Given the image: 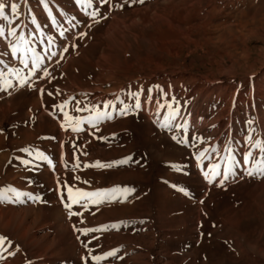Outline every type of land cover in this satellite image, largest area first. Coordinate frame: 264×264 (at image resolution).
Instances as JSON below:
<instances>
[{"label":"rangeland","instance_id":"obj_1","mask_svg":"<svg viewBox=\"0 0 264 264\" xmlns=\"http://www.w3.org/2000/svg\"><path fill=\"white\" fill-rule=\"evenodd\" d=\"M109 4L126 6H101L99 23L77 0H7L0 16V72L27 75L10 48L23 36L50 73L23 86L6 75L12 86L0 90V264H264V177L237 164L222 185L204 178L209 163L223 165L225 146L237 161L246 150L260 158L251 144L264 141V0ZM172 97L179 115L164 128L170 109L156 101ZM66 100L64 110L84 120L79 132L58 107ZM77 102L111 118L90 125ZM185 122L187 133L176 129ZM65 185L74 196L132 191L72 203L69 216ZM10 187L40 199H16Z\"/></svg>","mask_w":264,"mask_h":264},{"label":"snow or ice","instance_id":"obj_2","mask_svg":"<svg viewBox=\"0 0 264 264\" xmlns=\"http://www.w3.org/2000/svg\"><path fill=\"white\" fill-rule=\"evenodd\" d=\"M140 2L143 3V0H132V3ZM77 3L80 4L82 7H91L93 10L91 13L86 12L85 14L90 16L92 21L94 23H99L101 20L106 19L107 17L103 15L100 11L101 6H108L110 9L112 7H117V8H123L126 5L125 4H109V0H77ZM7 0H0V16L4 15L5 8H6ZM130 6V5H127ZM45 7H47V4H45ZM18 10V5L16 3L11 4V11L13 14H16ZM49 15L51 16V12H49ZM99 18V19H97ZM53 23H56L55 19L53 18ZM9 34H14V30H9ZM0 35H3V29H0ZM61 36H64L65 33L62 31L60 33ZM86 35V33H80V36L83 37ZM48 45L51 46L53 43V37L49 36L48 37ZM29 41L25 40L23 36H21L15 43L10 44L11 48V53L13 56H17L19 54V63L23 65L24 69H28L27 75H21L23 69L19 68H9L8 73H2L0 72V78H2V83H0V90H6L4 89V85H7L8 87L12 86L11 80L6 78V75H11L13 78H16L19 80V83L23 86L28 83V80L31 76H36L39 77L40 73L43 72L44 76L47 77L50 75V73L47 71V68L44 66V59L45 56H42L39 52L36 51L35 48L29 47ZM69 49L65 48L64 51L67 52ZM57 55L56 52H51L49 55V58L55 57ZM41 92L43 91L42 89L40 90ZM148 92H151V89L148 90ZM48 95H52V93H48ZM136 98V104L135 107L139 109L141 107V102L139 99V91L137 93L132 94ZM149 100H151V96L148 97ZM69 101H65L62 105H59L58 107L60 110L63 112L64 119L65 121L73 122L77 125L75 127H72L73 132H79L81 131V128L79 127L80 124L84 123V120L80 117H75L73 118L72 116L69 115L67 111H65V107ZM179 101L176 100L175 97H172L171 100L169 101H164L161 102L160 100L156 101L157 108H164L167 107L170 109L168 116L165 118V122L161 124V127L168 128L170 127L168 121L169 120H174L178 115H179V109L177 107H174V105H178ZM109 103L105 102L104 103V108L107 109L109 107ZM128 105H125L124 108L121 109L122 114L127 113ZM77 111H84V110H89L92 114L87 118V123L92 125L96 122H99L104 119H110L111 114L108 111H101L95 106H93L91 109H86V108H81L79 106V102H77ZM252 121H249V128L251 130V125ZM64 127V125H61ZM177 130L183 129L185 133H187L188 128H187V122L184 124H176L175 125ZM172 139L176 140L177 143H188V140L186 138L179 137L177 135H173ZM195 139V137H193ZM251 131L249 135L246 137L245 142H248V140H251ZM195 147V145H193ZM251 147H258L260 150V158L256 159L253 156V153L250 150H246L243 153L242 160L237 161L236 156H235V149L225 146V151L227 152V156L224 158V163L223 165L219 162H212L207 165V170L204 172V178L208 181L209 184L213 182L217 177H222L219 180V184L222 185L225 180H227L228 176L230 174L235 175V167L237 164H242L244 166L247 165H252V170L247 171V175L252 176V175H259L261 177H264V141H256L255 143L251 144ZM23 151H28V149H22ZM31 154V153H29ZM37 158L46 160L49 165H52V160L46 156L42 152H37L36 153ZM207 156V149L205 151H201L197 154L196 160L197 162L202 161L205 157ZM127 159L116 161L115 163L117 164H123L126 163ZM25 164L30 163V161L25 160ZM97 167H112V164L104 165L101 164L100 162L96 163ZM54 167V165H53ZM67 187V201L69 203H65V207L69 209V216L72 215H77V213H74L71 211V206L72 203H79L81 200H86L92 203L99 204L102 199H105L109 196H113L116 193H128L132 191L131 189L128 188H118L114 187L109 190H104V191H95V192H85L81 191L79 189L76 190L75 196L73 195V189L70 186L65 185ZM8 191L10 192H15L16 193V199H19L20 196L22 195H27L29 199L32 200H39L40 197L38 196H33L31 193H20L16 191L14 188H9ZM111 227L115 228L117 227L116 225H112ZM88 231H95V229H88L85 230V235L87 234ZM5 237H0V244H2L5 241ZM86 246V245H85ZM116 253L114 251H110L105 254V256H113ZM10 255H14V253H10ZM2 258V257H0ZM104 257L101 256H93L92 260L94 261H100ZM85 264H88L87 259L85 258Z\"/></svg>","mask_w":264,"mask_h":264}]
</instances>
